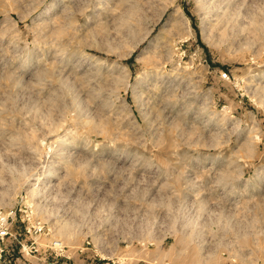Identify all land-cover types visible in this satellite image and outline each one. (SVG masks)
<instances>
[{
    "label": "rangeland",
    "instance_id": "1",
    "mask_svg": "<svg viewBox=\"0 0 264 264\" xmlns=\"http://www.w3.org/2000/svg\"><path fill=\"white\" fill-rule=\"evenodd\" d=\"M0 264H264V0H0Z\"/></svg>",
    "mask_w": 264,
    "mask_h": 264
},
{
    "label": "built area",
    "instance_id": "2",
    "mask_svg": "<svg viewBox=\"0 0 264 264\" xmlns=\"http://www.w3.org/2000/svg\"><path fill=\"white\" fill-rule=\"evenodd\" d=\"M5 235H7V231H6L5 228H2V229L0 230V238L4 237Z\"/></svg>",
    "mask_w": 264,
    "mask_h": 264
}]
</instances>
